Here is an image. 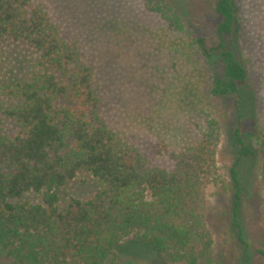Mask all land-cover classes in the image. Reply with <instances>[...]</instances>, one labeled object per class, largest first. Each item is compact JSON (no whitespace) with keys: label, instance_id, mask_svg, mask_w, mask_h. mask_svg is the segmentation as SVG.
I'll use <instances>...</instances> for the list:
<instances>
[{"label":"trees","instance_id":"1","mask_svg":"<svg viewBox=\"0 0 264 264\" xmlns=\"http://www.w3.org/2000/svg\"><path fill=\"white\" fill-rule=\"evenodd\" d=\"M141 1L170 29L188 34L205 65L208 97L223 106L224 123L201 105L197 91L186 88L182 103L195 135L180 150L168 152L171 167L151 165L108 126L91 68L77 45L61 38L44 5L0 0V43L4 38L23 41L38 52L37 69L14 84L11 102L2 109L18 130L8 135L0 122V250L5 253L0 261L122 264L129 257L125 244L136 240L167 264H199L213 243L205 218V185L216 172L222 131L232 153L227 233L241 247L238 264L250 261L242 209L253 186L249 161L257 155L264 187V119L258 134L249 129L253 99L246 67L235 50L234 0H214L216 21L209 33L194 31L192 16L174 0ZM81 171L99 186L87 199L70 197L61 203L62 190ZM30 192L39 200L22 199ZM255 252L264 255V249Z\"/></svg>","mask_w":264,"mask_h":264},{"label":"rangeland","instance_id":"2","mask_svg":"<svg viewBox=\"0 0 264 264\" xmlns=\"http://www.w3.org/2000/svg\"><path fill=\"white\" fill-rule=\"evenodd\" d=\"M44 5L61 38L77 45L80 58L92 72V86L108 126L135 146L153 166H172L168 152L178 151L195 135L183 106V92H198L204 108L224 123L222 104L208 97L204 62L192 49L188 34L170 29L141 0H35ZM196 32L209 33L216 21L214 0H174ZM235 50L247 70V89L253 104L247 125L258 134L264 119V0H234ZM38 52L23 41L4 38L0 43V122L3 132L17 127L2 114L11 102L10 89L37 69ZM252 145L257 148L252 139ZM166 150V151H165ZM232 161L228 136L221 132L216 152V172L205 185L206 224L213 243L199 264H238L241 247L229 238L226 211L230 207L227 168ZM252 191L242 211L252 257L247 264H264V187L259 180L260 158L249 161ZM99 186L81 171L61 192V203L70 197L89 198ZM24 200L36 202V193ZM129 257L122 264H167L146 244L129 240ZM5 255L0 250V259ZM161 259V261H160ZM119 259L117 260V262ZM163 261V262H162ZM0 264H9L0 261Z\"/></svg>","mask_w":264,"mask_h":264}]
</instances>
